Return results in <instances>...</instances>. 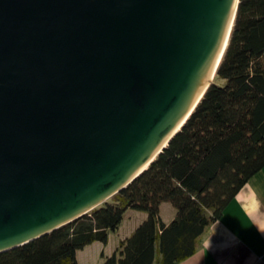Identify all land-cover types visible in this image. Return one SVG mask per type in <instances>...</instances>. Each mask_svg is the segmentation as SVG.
Masks as SVG:
<instances>
[{"label": "water", "instance_id": "1", "mask_svg": "<svg viewBox=\"0 0 264 264\" xmlns=\"http://www.w3.org/2000/svg\"><path fill=\"white\" fill-rule=\"evenodd\" d=\"M239 0H0V253L138 177L213 83Z\"/></svg>", "mask_w": 264, "mask_h": 264}, {"label": "trees", "instance_id": "2", "mask_svg": "<svg viewBox=\"0 0 264 264\" xmlns=\"http://www.w3.org/2000/svg\"><path fill=\"white\" fill-rule=\"evenodd\" d=\"M263 168L264 0H239L213 83L148 167L75 221L0 253V264H79L77 252L106 244L128 210L145 218L98 264H176Z\"/></svg>", "mask_w": 264, "mask_h": 264}, {"label": "crops", "instance_id": "3", "mask_svg": "<svg viewBox=\"0 0 264 264\" xmlns=\"http://www.w3.org/2000/svg\"><path fill=\"white\" fill-rule=\"evenodd\" d=\"M163 212L166 214L164 217ZM160 215L164 222L174 216L169 203H162ZM136 216V215H135ZM145 215L137 216V224ZM125 218V217H124ZM124 219L108 242H93L77 252L79 264H98L128 236L137 224ZM116 238L112 243V236ZM176 264H264V168L254 174L224 208L220 218L200 235L194 254Z\"/></svg>", "mask_w": 264, "mask_h": 264}, {"label": "rangeland", "instance_id": "4", "mask_svg": "<svg viewBox=\"0 0 264 264\" xmlns=\"http://www.w3.org/2000/svg\"><path fill=\"white\" fill-rule=\"evenodd\" d=\"M141 214H143V212L136 211V210H128V212L126 213L125 218H124V222H123L124 224H123L122 228H120L119 233L124 234V232L126 231L125 226H124L126 224V222L130 221L131 226H133V224H137L136 218H137V216H139ZM163 215H164V217L166 216V214L164 212H163ZM115 238H116V235L113 234L110 243H112Z\"/></svg>", "mask_w": 264, "mask_h": 264}]
</instances>
